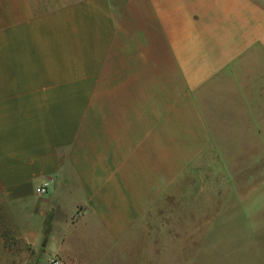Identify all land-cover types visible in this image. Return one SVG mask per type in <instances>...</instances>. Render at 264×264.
I'll use <instances>...</instances> for the list:
<instances>
[{"label": "crops", "instance_id": "0c3cea01", "mask_svg": "<svg viewBox=\"0 0 264 264\" xmlns=\"http://www.w3.org/2000/svg\"><path fill=\"white\" fill-rule=\"evenodd\" d=\"M32 2L0 0V79L23 77L17 66L30 55L47 61L42 33L61 9L45 14ZM103 46L85 103L43 101L45 121L27 119L26 104L16 121L13 98L0 101V198L23 207L0 217V246L66 228L119 251L209 149L201 104L212 92L216 108L264 121V0H128ZM77 83L0 93L71 95ZM63 247L57 253L81 262Z\"/></svg>", "mask_w": 264, "mask_h": 264}, {"label": "rangeland", "instance_id": "374dc122", "mask_svg": "<svg viewBox=\"0 0 264 264\" xmlns=\"http://www.w3.org/2000/svg\"><path fill=\"white\" fill-rule=\"evenodd\" d=\"M127 2L33 0L35 9L45 14L61 9L60 15L47 18L42 33L47 61H33L30 55V61L17 66L24 76L0 79V90L34 91L68 81L70 76H76L78 83L71 95L70 91L61 94L58 88L47 95L0 93V101L13 98L19 110L14 113L16 121H22L23 113L26 117L20 111L26 104L33 109L27 119L38 121L44 116L43 101L60 102L71 96L70 100L85 103L86 79L101 69L103 43L117 32ZM66 52L72 54L71 59H66ZM212 93L211 99L201 104L211 134L209 149L171 195L132 231L119 251H106L105 241L103 248L93 245L77 229L59 228L51 233L52 239L34 233L29 241L15 234L3 237L0 264H50L53 256L64 264H264V121L250 118L248 111L216 108L223 104H216ZM22 209L20 204L9 207L0 198V217L19 214ZM3 230L5 222L0 221ZM61 235L67 237L66 247ZM91 246H96V251ZM60 247L80 256L81 262L57 253Z\"/></svg>", "mask_w": 264, "mask_h": 264}, {"label": "built area", "instance_id": "2783aa9c", "mask_svg": "<svg viewBox=\"0 0 264 264\" xmlns=\"http://www.w3.org/2000/svg\"><path fill=\"white\" fill-rule=\"evenodd\" d=\"M37 193L41 196H44L49 193V186L48 183H43L37 188ZM50 264H64L62 260L57 257L53 256L50 258Z\"/></svg>", "mask_w": 264, "mask_h": 264}]
</instances>
